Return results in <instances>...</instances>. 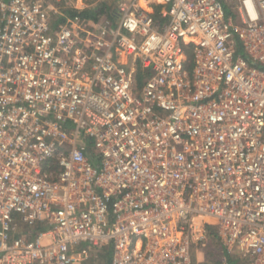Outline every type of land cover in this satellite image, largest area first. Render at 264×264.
Segmentation results:
<instances>
[{"label": "built area", "instance_id": "1", "mask_svg": "<svg viewBox=\"0 0 264 264\" xmlns=\"http://www.w3.org/2000/svg\"><path fill=\"white\" fill-rule=\"evenodd\" d=\"M62 4L0 0V264H264V0Z\"/></svg>", "mask_w": 264, "mask_h": 264}, {"label": "trees", "instance_id": "2", "mask_svg": "<svg viewBox=\"0 0 264 264\" xmlns=\"http://www.w3.org/2000/svg\"><path fill=\"white\" fill-rule=\"evenodd\" d=\"M115 3L109 0H94V3L87 6L83 10L75 8L63 9L62 15L57 17L56 26H63L70 19L73 22L83 23L86 27L94 29L106 19L114 20L116 14ZM159 8H155L153 13L158 17ZM139 73V83L143 81ZM213 237H216L214 229H210ZM97 254L93 261L89 264H111L112 254L111 250L107 247H100L96 250Z\"/></svg>", "mask_w": 264, "mask_h": 264}, {"label": "rangeland", "instance_id": "3", "mask_svg": "<svg viewBox=\"0 0 264 264\" xmlns=\"http://www.w3.org/2000/svg\"><path fill=\"white\" fill-rule=\"evenodd\" d=\"M63 4L61 5L60 10L63 11V9H69L73 8L76 4L81 2L85 6H89L94 3V0H62ZM112 3H115L116 11H117V6L118 2L120 0H109ZM233 16L236 19L238 18L236 11L232 10H227V17ZM238 23V22H237ZM219 250L215 249L214 245L212 242H210L209 246L206 249H201L199 253V257L201 260H203V264H218L220 262V256L217 254ZM97 254L96 250L92 253V257L89 259V261L85 264H89L93 261V259L96 257L95 255Z\"/></svg>", "mask_w": 264, "mask_h": 264}, {"label": "crops", "instance_id": "4", "mask_svg": "<svg viewBox=\"0 0 264 264\" xmlns=\"http://www.w3.org/2000/svg\"><path fill=\"white\" fill-rule=\"evenodd\" d=\"M75 7L78 8V10H83L86 6L83 3L81 4V2H79L78 4L75 5ZM80 8H82V9H80Z\"/></svg>", "mask_w": 264, "mask_h": 264}]
</instances>
